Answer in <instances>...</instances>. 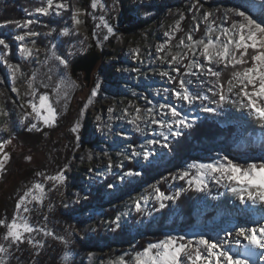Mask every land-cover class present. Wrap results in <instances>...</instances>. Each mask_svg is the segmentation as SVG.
Segmentation results:
<instances>
[{"label": "rangeland", "instance_id": "obj_1", "mask_svg": "<svg viewBox=\"0 0 264 264\" xmlns=\"http://www.w3.org/2000/svg\"><path fill=\"white\" fill-rule=\"evenodd\" d=\"M35 1L37 6L28 13V19H37L39 22L31 25L30 28L34 31L39 27L44 28L42 32L35 37L26 38L23 42H17L13 37L16 34H23L25 29L15 26L11 32L18 62H9L19 65L22 75L13 82L1 61L11 91L13 87H16L19 89L20 95L17 96L12 92V105L17 110L14 118L9 117V112L6 111L2 96H0V129L7 127L9 130L7 132L0 131V142L7 139L12 140V143L6 148L10 159L5 165V170L0 172V216L11 211L12 217L18 197L23 195L32 184L42 183L46 193L45 199L41 205L35 203L28 205L33 211L25 215L34 227L44 228L46 226L56 236L64 237L70 241L65 247L59 241L43 236L42 232L32 233L34 240L43 245L50 244L53 240L59 244L62 251V264H65V254L68 255L67 264H111L120 256L130 260L131 254L140 250L137 240L141 235L137 228L143 227L147 221L162 215L165 209L167 211L178 210L176 201L175 203L168 201L166 202L167 207L157 211L158 204L150 198L146 205H143L141 200L145 211L137 213L134 201L143 196L151 197L152 186H159L156 184L139 185L142 175L125 177L123 180L119 178L124 174L123 170L130 162L136 163L141 169L149 164L159 163L163 156L169 154V149L153 146V155L148 160H145L143 155L131 161L123 158L121 153L130 154L132 147L143 152L144 148L140 146L144 145L146 148L145 141L162 131L149 121L141 124L143 132H136L134 125L128 122L136 114L135 107L141 108L143 115L144 110L153 108L158 112L159 104L167 103L175 105L183 114L188 115L190 120L194 119V124L207 117L216 120L224 127H232L231 136L233 138L231 141L224 144L210 142L206 150L202 149V151H206L202 156L204 161L197 163H212L221 156H227L241 164L264 162V133L252 126L251 123L255 119L246 110L241 109L238 104L229 102L218 107L215 103L209 104L208 101H205L204 103L209 107L216 109L214 113H207L200 111L199 102L189 106L177 101L170 92L165 93L164 89L171 90L174 87V82L170 83L168 78L161 77L159 73L166 71L173 77L177 73L172 71L169 63L157 59L158 55H166L167 49L163 53L156 51L158 45L168 41L165 32L173 30L177 21H180L181 30L173 31L172 52L183 51L174 45L178 43L179 39L184 38L186 33L197 23L200 24L201 31L193 33L194 39L203 38L204 24L201 21L204 11H213L216 24L222 27L229 26L231 23V19L224 22L225 8L251 12L258 21L264 22V14L260 7L264 5V0H199L202 5L199 10L193 7L196 0H186L187 9L178 6L177 2L180 0H111L109 6L102 0L106 6V12H101L99 9L93 12L90 6L88 10L76 8L72 5L75 0H64L69 5V10L62 11L60 15L53 13L49 16H40L35 13V8L45 4L46 0ZM77 9L84 12L85 15L79 17L83 24L73 29L71 13ZM181 14L184 17L183 20H180ZM101 15L115 32V35L109 36L107 40L104 39L107 34L106 29L103 28L99 20ZM46 18L52 20L53 23L44 25L43 20ZM98 25L100 26L98 27ZM65 27L79 34L60 35ZM93 33H95V37ZM40 34H42L44 44L38 43ZM20 43L34 49V55L31 58L25 59L21 55L19 52ZM53 44L56 45V53L68 60L67 69L60 66L48 51ZM36 48L41 51L35 52ZM136 48L140 49L139 60L132 52ZM89 49L90 53H96L99 59L87 82L83 71L77 72L76 76L72 74V66L77 61L74 58L85 55ZM69 52L72 54L69 55ZM21 65L25 67L23 68ZM218 70H223V66L221 65ZM184 71V68H180L181 74ZM230 71L231 69L223 70L221 78L223 81H226L225 78L229 76ZM34 72L37 77L35 82L38 93L36 101H38L39 94H47L57 109L59 123L56 121L53 127H45L35 120H26L21 123L23 113L31 111L26 107L21 108L20 105H27L28 101L33 99L26 95V91L27 80ZM68 78L70 81H75V84L69 82L62 85L60 96L53 95L52 87L61 79ZM183 78L190 81L188 87L193 93L207 94L210 99H216L207 92L211 84H201V81L212 78L201 76L199 73ZM41 83L48 84L49 87H41ZM93 89L97 94L92 98L91 104L85 107ZM231 99L234 100L235 97L233 96ZM110 108L113 109L112 112H109ZM5 112L7 115H4ZM30 123H38L39 131L50 130L45 133L43 142L37 146L22 142L16 137L19 131H29ZM77 123L79 124L78 131L72 132L71 129ZM188 130L183 129V134ZM181 137L182 135L178 138H170V141ZM96 138H98V142H95ZM156 138L160 137L156 136ZM132 141H135L137 145H133ZM130 145L132 147H129ZM207 157L208 159L205 160ZM109 162L113 165L110 173L107 170ZM192 163L194 162L190 164ZM117 165L122 166L118 167ZM187 167L188 165L185 169ZM60 172L65 176L62 185L54 187L51 182L45 180L46 176L56 175ZM108 175H117L118 179L113 187L105 189L103 193L105 202L99 205L90 204L88 198L90 189L96 183L105 181ZM180 185L181 187L186 186L184 181L172 180L170 184L167 183L168 192L172 194L180 188ZM194 194L201 198L200 201L197 200L201 209L199 219L187 229L166 231L163 238L168 235H184L186 238H193L201 234L215 238L217 233L223 236L226 230L239 226L238 223L241 219L238 213L244 208V205H241L239 199L225 187L210 183L209 194ZM226 194L233 195L231 202H224L223 205L226 209L234 212V216L229 218H226L220 209ZM114 210L117 212L112 218L106 214L114 212ZM149 213L151 214L149 215ZM117 215L120 216L119 223L125 224L129 229V241L122 248L126 250L124 253L119 254L120 248L112 252L106 244H100L95 251L74 247V243L79 239L87 241L91 235L98 231L99 227L104 228L105 234L110 232L112 227L110 222L115 220ZM173 215L175 213L169 217L173 218ZM57 216L64 217L66 221L60 220ZM135 216H138L139 219L132 221ZM45 217H47L46 220ZM169 217L167 223H170L172 219ZM29 247L33 251L41 249ZM22 250V247L18 251L13 249L6 257L8 264H28L20 258ZM239 251L244 250L239 249ZM257 259L264 264L262 258L257 256Z\"/></svg>", "mask_w": 264, "mask_h": 264}, {"label": "snow or ice", "instance_id": "obj_2", "mask_svg": "<svg viewBox=\"0 0 264 264\" xmlns=\"http://www.w3.org/2000/svg\"><path fill=\"white\" fill-rule=\"evenodd\" d=\"M90 7L93 12L98 9L101 12H106V6L102 0H91ZM193 7L199 10L202 5L199 3V0H196ZM260 7L262 14H264V5ZM67 10H69V5L64 0H46L45 4L35 8V13L40 16H49L53 13L60 15L62 11ZM224 13L225 23L231 19L230 25L226 27L216 24L213 11H204L201 21L204 24V37L194 39L193 33L201 31L200 24L197 23L186 33L184 38L179 39L178 43L174 45V47L183 49V51H171L173 47L171 41L174 39L173 31L181 30L180 21H177L173 30L165 32L168 41L165 44L158 45L156 51L157 53H163L167 49V52L164 56L158 55L157 59L169 63L172 71L176 72L177 75L173 77L166 71L159 73L161 77L168 78L170 83L174 82V87L171 90L165 88L164 92H170L171 96L177 101H181L189 106H193L199 102L201 105L200 111L207 113H214L216 109L209 107L204 103L205 101H208L209 104L215 103L218 107L229 102L238 104L241 109L246 110L261 126H264V22L258 21L251 12L235 8H225ZM81 15H85V13L78 9L72 11L71 20L73 29L83 24V21L79 19ZM183 19L184 17L181 14L180 20ZM99 20L107 32L104 36L105 40L109 36L115 35L113 27L109 25L103 15L99 17ZM38 22L37 19L5 21L3 24H0V28L5 27L7 24H15L16 28L25 29L23 34H16L13 37L15 41L23 42L26 38L35 37L39 34L30 28L31 25ZM73 34L79 33L72 32L67 27L60 32L62 36ZM49 35H51V32H49ZM93 36L95 37V33H93ZM0 46H3L4 50L3 55L0 56V61L7 68L12 81L15 82L18 76L22 75L21 67L9 62L7 59L10 44L3 36H0ZM55 48L56 45L53 44L52 48L48 51L51 52L52 58L58 61L60 66L67 69L69 66L68 60L58 55ZM40 51L41 49H35V52ZM19 52L25 59H29L34 55V49L25 46L23 43L19 45ZM132 52L139 60L141 55L140 49H133ZM71 54L69 52V55ZM221 65L223 66V70L231 69L229 79L226 81L221 79L223 70H218ZM180 68L185 69L182 74ZM197 73L201 76L212 78L201 81V84H211L207 92L211 93V97H215L216 99H210L207 94L190 91L188 87L190 81H186L183 77L193 76ZM36 78V73L34 72L27 80L26 95L31 96L33 99L29 100L27 105H20L21 108L26 107L31 110L30 112L26 111L23 113L21 123H24L26 120H35L42 123L45 127H53L57 121V109L47 94H39L38 101H36L35 98L38 95L35 86ZM69 82L73 85L75 84V81H70V78L61 79L56 83L52 87L53 95L60 96L62 85H66ZM40 86L44 88L49 87L45 83H41ZM12 92L16 93L17 96L20 95L19 89L16 87L12 88ZM96 94V90L93 89L85 107L91 104L92 98ZM3 95L4 93L0 92V96ZM233 96L235 97L234 100L231 99ZM148 103H151V101H148ZM158 108V112L154 111L153 108H148L144 110V114L142 115L141 108L135 107L136 114L128 122L134 125L136 132H143L144 129L141 127V124L149 121L162 131L145 141L146 148L144 145L140 146L144 148L143 152L137 151L135 147L130 145L129 147H132L130 154L127 152L121 153L125 160L131 161L140 155H143L144 159L148 160L153 155V146L169 149L170 138L180 137L183 135V129H190L195 123L194 119L190 120L188 115L183 114L175 105L161 103ZM112 111L113 109L110 108L109 112ZM4 115H7V113L5 112ZM78 128L79 124L77 123L71 131L77 132ZM165 129L166 131H163ZM32 130L39 131L38 123H30L29 131ZM0 131L7 132L9 130L5 127L0 129ZM156 136L160 138H156ZM11 143V139L0 142V172L5 170V165L10 159L6 148ZM117 166L120 167L122 165ZM112 167V163L109 162L107 166L109 173ZM140 175L139 171L129 170L124 172L119 178L123 180L125 177ZM171 179L173 181H184L186 186L176 189L169 195L161 191L159 187L153 185L151 197L143 196L134 201L135 211L137 213L145 211L141 200L143 201V205H146L150 198L154 199L156 204H158L157 211H159L167 207L166 202L172 201L175 203L185 192L191 191L207 195L209 194L210 183L225 187L236 196L240 204L245 206L241 209L242 213L251 211L247 207L249 202L253 206L257 204L264 205V162L241 164L229 159L227 156H221L212 163L194 162L188 165L185 170L172 176ZM45 180L51 182L54 187H58L64 183L65 176L60 172L56 175L46 176ZM109 187L111 188L113 185L110 184ZM45 197L44 185L42 183H34L23 195L18 197L15 203L14 214L10 221L0 219V228L5 229L3 233H0V241H3V243H0V264H8L6 257L13 249L20 250L21 245L27 244L34 249L42 248L44 245L32 237V233L34 232H42L43 236L51 237L64 244L65 247L70 243L64 237L56 236L46 226L44 228L34 227L25 215L33 211L28 205L32 203L41 205ZM46 219L47 217H45ZM119 222V215H117L115 220L110 222L115 226L112 229L113 231L120 227ZM239 249H243L244 251L241 252ZM249 249L260 250L261 256L264 257V216L261 217L260 222L255 223V226H237L226 230L223 236L217 233L215 238H209L203 234L194 236L193 238H186L184 235H168L157 242L148 243L142 250L134 252L131 254L130 260H126L124 256H120L117 260L112 261L111 264H249L248 259L241 258L242 256L247 257L251 255L248 251ZM234 252L236 253L235 255L233 254ZM64 260L65 264H67V254H65Z\"/></svg>", "mask_w": 264, "mask_h": 264}, {"label": "trees", "instance_id": "obj_3", "mask_svg": "<svg viewBox=\"0 0 264 264\" xmlns=\"http://www.w3.org/2000/svg\"><path fill=\"white\" fill-rule=\"evenodd\" d=\"M106 5L109 6L111 0H104ZM91 0H75L72 4L76 8H83L88 10ZM180 7H188L186 0H180L177 2ZM37 6L35 0H0V24H3L5 21H23L28 19V13H30L33 8ZM130 18V17H129ZM189 19V17H188ZM44 25L52 24V20L46 18L43 20ZM15 28V24H7L5 27L0 28V36L6 38V41L10 44V56L7 57L9 61L18 62L16 53H15V43L13 42L11 32ZM44 28L36 29L37 33L42 32ZM42 34L38 38V43H43ZM3 47L0 46V56L3 55ZM91 50L87 51L85 55L76 56L74 60H79L85 58L90 54ZM23 68L24 65H21ZM229 79V76L225 80ZM0 92H3L2 96L3 105L7 112H9V117L14 118L17 110L12 105L13 94L8 84V79L4 72V68L1 65L0 61ZM59 123V120L57 121ZM57 123V124H58ZM50 130L43 129L39 132L32 131H19L16 134V137L27 144L37 146L41 144L44 140L46 132ZM232 127H224L220 125L216 120L210 118H203L199 122L193 125L187 132H185L181 138L170 141L169 154L162 157L159 163L149 164L146 167L139 169L138 165L134 162L127 164L123 170L125 171H140L142 177L139 182V185H153L156 184L159 186L161 191H164L166 194H171L168 192L167 183L170 184L172 179L171 177L176 175V172L185 170V167L191 162H203V154L206 151V147L210 142H220L222 144L230 142L232 135ZM98 138L95 139V142H98ZM133 145H137L135 141H132ZM205 158V160H207ZM118 179L117 175H108L105 181L96 183L94 187L90 189L89 193V202L90 204H103L105 202V196L103 195L105 189L109 185H113ZM181 187V185H180ZM197 197V198H196ZM200 197L196 196L193 192H188L182 194L178 200H176V208L178 210H169L165 209L163 214L159 217H156L152 220L147 221L143 227L137 228L138 233L141 235L137 240L138 249L142 250L148 243L157 242L160 239H163L166 231H175L187 229L199 219L201 212ZM198 200V201H197ZM117 211L106 213L109 217H113ZM11 211H8L7 214L0 216V219H11ZM172 217H169L170 215ZM60 220L66 221L64 217L57 216ZM170 220V223L168 220ZM139 219L138 216H135L132 221ZM115 226L112 224L110 232L104 231V228L99 227L98 231L91 235L87 241L79 239L78 242L74 243V247L81 250H91L95 251L100 244H106L110 250L116 251L117 248H120V253H124L126 250L122 249L129 241L128 228L125 224H120L119 228L112 230ZM5 229L0 228V233H3ZM85 246L90 247L87 249ZM23 248L20 258L25 260L28 264H62L61 255L62 251L59 244L56 241H51L45 243L44 246L38 250L33 251L27 244L21 245ZM118 251V252H119ZM28 254V255H27Z\"/></svg>", "mask_w": 264, "mask_h": 264}, {"label": "bare ground", "instance_id": "obj_4", "mask_svg": "<svg viewBox=\"0 0 264 264\" xmlns=\"http://www.w3.org/2000/svg\"><path fill=\"white\" fill-rule=\"evenodd\" d=\"M252 126L255 127L256 129L258 130H261L263 131L264 133V126H261V124L258 122V121H252ZM264 146V144H263ZM233 195H225L223 201H222V205H221V213L225 214L224 216H226V218H229V217H232L234 216V212H232L231 210L229 209H226L223 205H224V202H231V200L233 199L232 197ZM245 207V206H243ZM248 209H251V211H245V212H240L238 213L239 216H240V222L238 223L239 226H255V223L256 222H260L261 221V217L264 216V205H251V203L249 202L248 205H247ZM228 208V207H227ZM237 209V208H236ZM243 209V208H242ZM238 212V210H237ZM232 214V215H231ZM234 224V223H233ZM235 247V246H233ZM249 253L251 255L247 256V257H244L242 256L241 258L243 259H248L249 260V264H262V262H259V259H257V256L259 258H262L263 261H264V257L261 256V252L260 250H253V249H249L248 250Z\"/></svg>", "mask_w": 264, "mask_h": 264}, {"label": "water", "instance_id": "obj_5", "mask_svg": "<svg viewBox=\"0 0 264 264\" xmlns=\"http://www.w3.org/2000/svg\"><path fill=\"white\" fill-rule=\"evenodd\" d=\"M98 59V55L93 52L87 57L77 60L72 66V74L76 76L77 72L83 71L85 73V80L88 82Z\"/></svg>", "mask_w": 264, "mask_h": 264}]
</instances>
